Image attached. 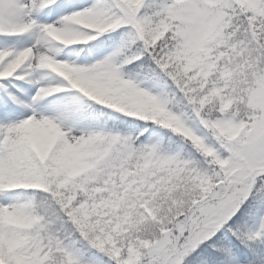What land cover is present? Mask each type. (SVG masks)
I'll return each instance as SVG.
<instances>
[{
  "label": "snow or ice",
  "instance_id": "6c2138e0",
  "mask_svg": "<svg viewBox=\"0 0 264 264\" xmlns=\"http://www.w3.org/2000/svg\"><path fill=\"white\" fill-rule=\"evenodd\" d=\"M0 264H264V0H0Z\"/></svg>",
  "mask_w": 264,
  "mask_h": 264
}]
</instances>
